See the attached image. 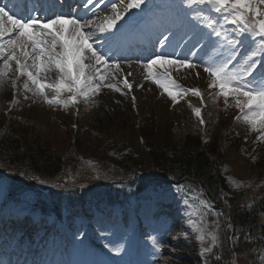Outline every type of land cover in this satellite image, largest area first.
I'll return each instance as SVG.
<instances>
[{"label":"rangeland","instance_id":"374dc122","mask_svg":"<svg viewBox=\"0 0 264 264\" xmlns=\"http://www.w3.org/2000/svg\"><path fill=\"white\" fill-rule=\"evenodd\" d=\"M84 2L74 0V10L87 11L92 14V18L87 19L95 20L98 16L112 15V4H119L120 0H103V3L96 0L86 8L82 7ZM180 3L181 0H146L141 8L126 13L136 14L149 23L156 21L154 15L169 13L165 22L159 20L162 26L155 22L158 32L163 31L169 37L167 43H151L149 34L153 36V33L146 31L140 36V43H136V49L125 51L124 46L136 40L141 35L140 30L122 34L117 27L111 39H105L107 34L99 36L98 47L106 51L111 60L119 61L123 69V75L104 83H115L122 91L104 87L88 102L80 99L74 105L48 104L23 88L26 77H21L13 86L15 76L9 73L10 78L0 85L2 133L13 126L28 127L30 138L43 140L51 151L61 156L59 173L37 185L46 186L58 180L56 185L63 184L67 191L84 192L91 188H86L87 185L94 183L92 187L100 185V189L105 190L101 196L112 187L109 192L123 195L127 193L123 186L132 178L116 186L117 183L108 180L109 174H117L119 167H124L122 172H132V176L160 173L163 169L156 166L153 149L171 154L174 148L183 146L188 136H199L204 142L216 138L221 149L222 172L230 187L248 186L256 190L264 187L261 167L264 139L259 138L258 131L236 119L240 110L234 99L229 97L225 103L218 89L209 87L212 77L204 71L205 61L211 55L208 39L201 38L196 31L209 30L190 16L185 19L188 10L186 6L178 9ZM187 23L191 28L197 25L196 30L188 28ZM227 28L231 32V26ZM158 45H163L165 52L177 59L187 58L195 65L194 68H169L179 86L174 90L181 93L178 102H173L157 83L145 79L147 70L143 65L157 54ZM238 50L239 55L245 53L242 58H236L234 66L249 54L247 42ZM129 72L132 75L128 79L133 83L131 91L120 82ZM259 72H264V67ZM47 76L52 82L58 73L52 71ZM194 88L200 90L202 98L192 92L184 94L185 89ZM54 94L48 92L50 97ZM67 95L64 94L65 98ZM197 108L201 109L203 123L201 116L196 115ZM7 168L10 169L0 161V264H204L208 253L202 255V249L207 247L212 251L218 244L213 245L207 235L203 242L198 240V233L191 230L189 220L201 224L208 232L219 226L212 203L202 197V190L194 187L188 189L179 183L167 182L161 185L165 188L157 190L147 186L139 194L132 192L125 205L103 201L100 206L91 195L84 200L83 210H90L92 215L73 216L71 209L64 206L58 215L40 209L41 201L53 202L49 193L28 192V186L21 183L11 195L13 181L17 180L12 173L4 171ZM8 180H12L9 196ZM172 200L182 203L185 230H176L169 217L158 215L159 202ZM128 208L133 212V219L126 224L119 214L123 216ZM25 218L28 224L17 229ZM260 218L264 222V213ZM42 220L47 227L41 225ZM154 239L161 246L159 251ZM180 245L192 249L183 250ZM199 259L201 261L197 262ZM250 264H264V244L254 247Z\"/></svg>","mask_w":264,"mask_h":264},{"label":"snow or ice","instance_id":"6c2138e0","mask_svg":"<svg viewBox=\"0 0 264 264\" xmlns=\"http://www.w3.org/2000/svg\"><path fill=\"white\" fill-rule=\"evenodd\" d=\"M95 3L96 0H85L82 7ZM145 3L146 0H128L127 3L120 0L119 4H112V15L98 16L95 20L77 18L71 11L56 12L51 6L33 7L31 11L26 8L22 13L12 12L7 5L0 7V85L10 78L9 73L15 76L13 86L21 77H26L23 81L25 90L42 97L48 104L65 106L77 104L80 99L88 102L104 87L122 91L115 83H104L123 75V69L119 61L111 60L110 55L98 47L99 36L107 34L105 39H111L126 13ZM185 6L188 10L185 19L190 16L191 20L202 22L209 30V40L216 38L204 67L212 77L209 87L218 89V95L225 98V103L229 97L234 99L240 110L236 119L258 131L259 138L264 139V72H259L264 67L261 59L264 57V0H181L177 8ZM227 26H231V32ZM168 40L169 37L164 36L163 42ZM246 42L249 54L234 66L233 62L239 56L238 48ZM143 67L147 70L145 79L157 83L173 102H178L181 93L174 90L179 86L169 68H194L195 65L191 60L177 59L173 54H155ZM52 71L58 73V77L49 82L47 73ZM131 75L129 72L120 81L128 91L133 87L128 79ZM49 91L55 94L50 97ZM188 92L202 98L198 88L184 90L185 95ZM132 99L134 101L135 97ZM195 112L201 116L200 108ZM189 225L198 233V240L203 242L207 235L213 245L218 242V225L212 232L192 220ZM154 243L159 251L161 246L155 239ZM210 251L205 247L202 255ZM229 264L234 261L230 260Z\"/></svg>","mask_w":264,"mask_h":264},{"label":"trees","instance_id":"16d2710c","mask_svg":"<svg viewBox=\"0 0 264 264\" xmlns=\"http://www.w3.org/2000/svg\"><path fill=\"white\" fill-rule=\"evenodd\" d=\"M152 153L156 166H161L162 172L132 176V172H122L124 167H119L121 170L117 171V174L108 175V180L117 183L116 186L119 182L132 178L123 186L128 194L109 192L114 189L112 187L101 196L105 190L100 189V185L92 187L94 183L87 185L86 188H91L84 192L67 191L63 184L56 185L58 180L55 183L50 181L46 186L37 185L59 173L61 156L57 151H51L43 140L30 138L28 127L13 126L3 133L0 129V161L10 168L4 171L12 173L17 180L13 181L11 195L21 183L28 186V192L34 191L42 195L49 193L53 202L45 200L40 203V209L44 213L54 211L58 214L64 206L71 209L73 216L85 213L92 215L90 210H83L87 196L92 195V200L98 205L104 203L103 201L125 205L129 202L132 192L139 194L147 186L156 190L165 188L161 187L164 182L179 183L183 188L190 189L191 186L202 190V197L212 203V208L219 217L218 244L208 253L204 264H229L230 260L234 261V264H250L254 247L264 244V222L260 218L264 213V187L257 190L248 186L238 189L230 187L228 178L222 172L219 159L221 149L216 138L204 142L199 136H188L183 146L174 148L171 154L156 149H153ZM261 167L264 169V165ZM12 180H8V196ZM40 186L48 189V192ZM160 206V214L171 217L175 221L176 230H185L181 201L161 202ZM132 217L130 208L125 209L123 219L128 222ZM179 248L192 249L191 246L185 245H180ZM200 261L199 259L197 262Z\"/></svg>","mask_w":264,"mask_h":264},{"label":"bare ground","instance_id":"6f19581e","mask_svg":"<svg viewBox=\"0 0 264 264\" xmlns=\"http://www.w3.org/2000/svg\"><path fill=\"white\" fill-rule=\"evenodd\" d=\"M73 2H74V0H67L66 1V5H68V7L70 8L69 9V12L71 11V12L76 13L77 14V18H80V17L92 18V14H89L87 11L80 12V9L78 11L74 10L73 9V6H72L73 5ZM64 5H65V2H64ZM168 17H170V14L169 13H167L166 16H163V15H160V14L154 15V18H155V20L158 23H160L159 20H163L165 22ZM160 24H162V23H160ZM187 26H188V28L189 27L191 28V26L189 25V23H187ZM117 27H118V29L121 30L120 32L122 34H124L128 30H133V29L139 30V29H143L144 31H146L147 29H149V27H152L150 29V31L153 33V36H151L149 34V36H150V42L151 43H157V44L159 43L160 44V42L163 41V38L165 36V34H164L163 31H161L159 33L158 30L155 28V22L154 23H149L148 20L140 19L139 16L136 15V14H134L132 16H130L128 14L125 15V18L123 20H121V22L118 24ZM196 28H197V25L194 28H191V29H195L196 30ZM196 31H197V33L201 37H203L204 39H208V47H209L208 53L212 54L211 52L213 50V42L215 41V39L212 37L211 38V41H210L209 38H208V36H207V33L208 32L202 31L201 29L200 30L198 29ZM144 36L146 37V35H144ZM135 43H140L139 37L136 40L132 41L130 45L133 46ZM204 52H205V50H204ZM155 53H157V54H169L168 51L165 52L164 48L162 46L160 47L159 45L156 47V52ZM203 53H202V55H203ZM243 54H240L238 57L239 58H242L243 57L242 56ZM201 62H204V61H201ZM235 63H236V61H235ZM134 64H136V63H134ZM27 224H28V220L24 221L22 223V226H26Z\"/></svg>","mask_w":264,"mask_h":264}]
</instances>
